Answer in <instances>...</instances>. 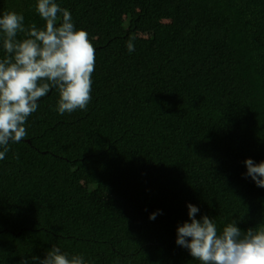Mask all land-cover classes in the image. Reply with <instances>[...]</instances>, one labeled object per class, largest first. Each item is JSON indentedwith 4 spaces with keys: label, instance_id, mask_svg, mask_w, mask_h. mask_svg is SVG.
Wrapping results in <instances>:
<instances>
[{
    "label": "trees",
    "instance_id": "1",
    "mask_svg": "<svg viewBox=\"0 0 264 264\" xmlns=\"http://www.w3.org/2000/svg\"><path fill=\"white\" fill-rule=\"evenodd\" d=\"M37 3L0 0V16L44 28ZM55 3L95 48L92 98L61 115L51 88L0 160V264L54 246L86 264H200L176 243L189 203L218 234L264 227L244 163L264 161V0Z\"/></svg>",
    "mask_w": 264,
    "mask_h": 264
},
{
    "label": "clouds",
    "instance_id": "2",
    "mask_svg": "<svg viewBox=\"0 0 264 264\" xmlns=\"http://www.w3.org/2000/svg\"><path fill=\"white\" fill-rule=\"evenodd\" d=\"M36 11L46 21L44 28L24 24V16L5 12L0 16V33L6 55L0 59V160L9 144L26 136L27 118L38 108V100L51 88L59 93L57 111L62 115L76 109L86 110L91 100L95 48L87 31L75 29L70 12L55 0H38ZM62 21L58 23V21ZM18 33L25 38L17 39ZM133 39L127 44L134 51ZM246 176L264 187V161H244ZM158 212L160 210H157ZM198 207L189 203L190 222L177 227L176 243L186 248L200 264H264V227L242 231L237 221L227 224L218 234L213 218L197 219ZM157 213L150 214L155 219ZM38 264H86L81 255L61 252L52 247L43 258L33 256ZM22 264H28L24 260Z\"/></svg>",
    "mask_w": 264,
    "mask_h": 264
}]
</instances>
